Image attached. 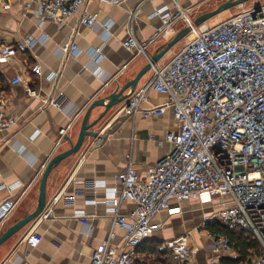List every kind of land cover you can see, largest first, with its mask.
<instances>
[{"label":"crops","instance_id":"crops-1","mask_svg":"<svg viewBox=\"0 0 264 264\" xmlns=\"http://www.w3.org/2000/svg\"><path fill=\"white\" fill-rule=\"evenodd\" d=\"M225 1L126 0L122 7H114L93 0L89 10L99 15V22L93 27L79 25L78 17L63 28L52 21L39 25L37 0H23L8 9H0V44L33 42L31 48L15 53L8 63L0 64V95L8 115L16 120L11 130L0 132V206L9 197L1 186L22 184L13 194L18 204L2 233L36 209L46 166L53 157L76 143L90 105L109 93L116 83L125 84L134 79L148 64V56L153 57L162 51L186 25L183 21L176 22L169 33L148 48V56L136 55L124 46L131 31L134 30L139 41H145L152 38L155 29L162 24L159 17L149 20L158 9L168 6L171 11H176L179 5L189 10L190 17L195 20ZM138 9L142 13L133 27L130 13ZM71 39L80 48L75 57L62 51ZM178 46H182L181 43L157 64L166 65L178 51ZM98 47L101 53L94 54ZM36 64L41 65L42 76L32 72ZM52 73H57V77L51 79L49 75ZM17 76L24 81L14 85L12 81ZM152 77V72L146 74L136 91L144 89ZM28 88L36 89L39 96L28 97ZM59 93L64 94L62 107L49 106L42 110L45 101ZM166 101V95L150 90L143 107L160 106ZM103 111L104 108H95L89 123L96 121ZM114 116L115 112H111L103 124L92 129L106 137L104 144L96 146L93 143L95 138H86L80 152L62 161L48 178L47 206L60 191L67 195L76 194V203L57 202L53 216L47 220L36 219L5 242L0 247V264H91L94 250L107 240L112 229V214L103 204L106 187L118 186V174L130 163L142 179H147L172 150L165 141L167 132L179 129L172 111L149 119L141 116L118 119ZM69 125L68 135L58 146L59 130ZM95 182L105 186L95 188ZM92 199L100 203L94 204ZM180 206L181 214L171 216L162 212L156 218L163 227L148 241L162 244L190 234V247L196 251L198 264H211L212 259L220 264H237L239 256L233 247L218 252L210 245L213 225L199 227L206 216L218 211V201L203 206L197 200H190ZM134 209L132 202H124L119 213L126 216ZM80 211L86 214V218L76 217ZM116 232L114 244L123 236L120 229ZM140 247L142 245L136 250V260L142 262L148 256L140 251ZM149 259L153 260V257L150 255Z\"/></svg>","mask_w":264,"mask_h":264},{"label":"built area","instance_id":"built-area-1","mask_svg":"<svg viewBox=\"0 0 264 264\" xmlns=\"http://www.w3.org/2000/svg\"><path fill=\"white\" fill-rule=\"evenodd\" d=\"M22 1L0 0V9ZM92 1L37 0L36 17L39 25L52 21L63 28L78 17L79 25L93 27L99 22V15L89 10ZM99 1L122 7L126 0ZM177 6L176 11L164 6L149 16V20L159 17L162 22L152 38L139 41L132 30L124 43L136 55L148 56V48L169 33L176 22L183 21L191 28L181 49L166 65H152V79L118 107L114 116L149 119L172 111L179 124L178 130L168 131L165 136L172 150L147 179H142L130 163L118 174L119 185L106 187L103 204L112 214V229L107 240L94 250L91 264H135L137 248L163 227L156 218L162 212L171 216L181 214V203L190 200L203 206L213 205L217 200L218 211L206 216L199 227L221 225L232 232H247L259 242L262 253L244 264H264V2L242 4L237 7L239 12L219 24L205 23L197 28L192 27L194 20L189 10ZM141 13L140 9L130 13L133 27ZM73 32L75 35L76 30ZM73 40L63 47V54L73 57L79 54L80 48ZM31 46L33 42L29 40L16 45L0 44V64L8 63L15 53ZM93 53H101V48ZM31 70L39 76L43 74L40 64ZM57 75L52 73L49 77ZM23 81L17 76L12 83ZM150 90L166 95L167 101L160 106L143 107ZM26 94L30 98L39 96L32 88ZM63 99V93L50 97L42 110L49 106L60 109ZM15 124L0 95V132L11 130ZM70 128L71 125L59 130L58 146ZM93 143L104 144L102 134ZM21 185L1 186L9 197L0 206V234L17 207L13 194ZM100 185L95 182L94 187ZM76 200V194L60 191L39 218L47 220L53 216L54 205L59 201L74 204ZM92 202L100 203L95 199ZM124 202L135 205L126 216L119 213ZM76 217L86 218V214L80 211ZM117 229L123 236L114 244ZM190 238V234H185L166 241L159 250L168 251L173 264H198ZM210 239V245L218 252L232 247L231 239L222 233H212ZM211 264L220 263L212 259Z\"/></svg>","mask_w":264,"mask_h":264},{"label":"water","instance_id":"water-1","mask_svg":"<svg viewBox=\"0 0 264 264\" xmlns=\"http://www.w3.org/2000/svg\"><path fill=\"white\" fill-rule=\"evenodd\" d=\"M254 0H227L222 3L217 9L204 13L203 15L197 17L193 21V28H197L202 26L203 24L210 21L215 16L229 11L231 9L237 8L242 4L251 2ZM191 28L185 27L166 45V47L158 52L153 57H150L148 64L136 75V77L125 84L116 83L115 86L110 90L109 93H105L103 97H100L96 101H94L90 107L88 108L81 125V130L78 136V139L75 144H71V148L67 151L61 152L57 154L55 157L51 159V161L46 166L42 179L40 182L39 188V198L36 209L27 215L25 218L16 222L12 226H10L4 233L0 235V247L7 242L10 238H12L15 234H17L20 230L25 228L27 225L35 221L40 217L42 212L47 206V182L52 171L60 165L62 161L67 159L68 157L75 155L80 152L83 147V144L86 138H96L99 135V131H92L93 128L103 124L108 115L111 112H115V110L121 105L126 104L129 98L136 92L137 86L140 80L150 72L152 65L157 64L167 53H169L175 46L179 45L184 39L190 34ZM104 108L103 113L99 116V118L93 123H89V118L91 112L95 108ZM123 119V117H118V119ZM107 126V125H106ZM104 142L106 137L102 135ZM101 145V144H96Z\"/></svg>","mask_w":264,"mask_h":264},{"label":"trees","instance_id":"trees-1","mask_svg":"<svg viewBox=\"0 0 264 264\" xmlns=\"http://www.w3.org/2000/svg\"><path fill=\"white\" fill-rule=\"evenodd\" d=\"M210 230L212 233H222L231 239V245L239 256L235 262L237 264L251 262L254 257H258L262 253L259 242L253 239V237L245 231L232 232L221 225H213ZM143 244L142 247H140V251L142 253H147L148 257L142 262L137 259L135 264H155L156 262L161 264H173L171 254L168 251L161 252L159 250L161 243L146 241V244ZM150 255L153 257V260L149 259Z\"/></svg>","mask_w":264,"mask_h":264},{"label":"rangeland","instance_id":"rangeland-1","mask_svg":"<svg viewBox=\"0 0 264 264\" xmlns=\"http://www.w3.org/2000/svg\"><path fill=\"white\" fill-rule=\"evenodd\" d=\"M257 2H260V3H263L264 2V0H256ZM237 12H239V9L238 8H235V9H231V10H229V11H225V12H223V13H221V14H219V15H217V16H215L214 18H212L210 21H208V25L209 26H213V25H217V24H219L220 22H222L223 20H225L229 15H234V14H236ZM183 42L184 41H182L181 42V45H183ZM179 47V49H181V47L182 46H178ZM177 47V48H178ZM176 48V49H177ZM178 49V50H179Z\"/></svg>","mask_w":264,"mask_h":264}]
</instances>
